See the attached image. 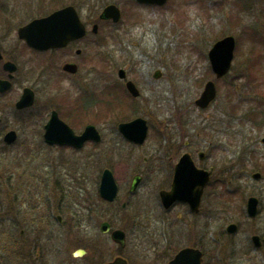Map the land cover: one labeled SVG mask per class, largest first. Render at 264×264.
<instances>
[{
    "label": "rangeland",
    "instance_id": "1",
    "mask_svg": "<svg viewBox=\"0 0 264 264\" xmlns=\"http://www.w3.org/2000/svg\"><path fill=\"white\" fill-rule=\"evenodd\" d=\"M87 1L91 2L93 18L109 3H116L124 10L121 31H115L116 42L108 39L109 46L95 47L105 34L92 37L95 52L92 75L89 84L86 83L90 90H96V79L103 76L104 65L116 73L124 67L141 80L142 97L133 103L136 114L132 106V116L124 121L143 116L150 125L149 135L143 145L135 146L118 131L120 120H110L115 114H108L107 120H89L95 113L89 109L94 101L77 103L76 100L72 115L79 119L89 117L85 124H96L103 140L79 150L48 146L42 133L47 110L51 108L47 103L56 97V90L53 85L45 88L42 85L35 106L29 111H18L14 103L21 91L23 80L20 79L15 89L0 99L3 118L0 132L6 128L18 133L16 142L9 146L0 133V264H103L118 254L127 258L129 264H168L175 250L192 244L202 247L210 260L219 258L222 263L232 264L239 259L235 264H264V249L250 247L251 236L263 229L264 211L255 219L244 216L241 194L244 192L246 198L261 194L264 199V181L256 182L248 171L240 169L229 186L237 192L227 195L219 187L221 195L216 201L219 207L214 220L207 215L212 204L210 188L203 197L204 217L199 228L185 223L187 228L176 229L175 237H169L165 216L158 207L157 192L163 181L152 180L158 168L163 169L170 158L171 162L178 159V153L187 146L186 141L193 150L199 148L209 155L199 162L218 176L215 159L210 156L214 143V108L201 110L194 102L205 82L214 79L207 70L206 54L218 38L234 35L239 46L226 79L233 81L238 89L234 97H244L242 92L248 95L250 81L258 83L264 94V63L252 67L264 53V42L259 37L261 50L252 46L248 38L252 28L264 33V0H251V6L255 7L252 15L240 11L235 6L236 0H169L160 11L131 5L126 0ZM128 12L138 24L125 25ZM102 51L106 53L105 63ZM156 69L163 72L159 79L152 77ZM217 83L221 97L229 92L226 82ZM117 94L119 99L124 96L120 91ZM112 109L109 107V111ZM127 115L129 111L125 110L123 116ZM106 167L112 169L121 188L113 206L96 197ZM137 172L144 175L142 183L133 195H127ZM66 183L71 187L69 197L61 194ZM57 186L59 194L55 200H50L48 206L40 205L43 197L40 192H57ZM124 201L128 202L127 209L121 208ZM179 210L184 211L182 206ZM58 214L63 216L62 223L55 220ZM103 220L126 231L124 248L109 234L100 232ZM231 222H236L239 230L228 235L225 229ZM80 249L84 250L82 255Z\"/></svg>",
    "mask_w": 264,
    "mask_h": 264
},
{
    "label": "flooded vegetation",
    "instance_id": "2",
    "mask_svg": "<svg viewBox=\"0 0 264 264\" xmlns=\"http://www.w3.org/2000/svg\"><path fill=\"white\" fill-rule=\"evenodd\" d=\"M118 7L121 10V18L115 21L113 18L101 16L104 7L99 15L93 18L91 13V2L87 0H6V2L5 0H0V99L5 98L11 93L19 80L22 79L21 91L18 93V98L14 104L16 108L17 101L24 93L32 94L34 98L32 105L21 109L16 108L18 111H29L37 103L40 90L43 87H47L49 84L53 85L57 95L53 100L47 103V105H51V108L48 110L47 108L45 109V112L46 110L48 111L46 113L47 121L42 133L43 140L48 146H56L61 149H76L73 146L49 144L45 140L46 125L54 111H56L58 117L66 122L78 135H81L88 125H95L101 132L103 140V133L96 124H85L89 117L79 119L72 115L73 111L71 108L74 109V105H76L74 101L79 100L77 103L88 99L94 101V106L92 109H89L93 110L95 113H91L93 115L89 120L92 118V120H94V118H96V120H107L108 118L106 117H108V114H115L116 117H112L110 120L117 119L124 121V111H130L133 103L136 101L139 102L142 97V90L140 88V84L142 83L141 80L134 78L124 67L118 68L116 73V71L109 70V67L104 65L101 68L102 73L100 72L103 76H99L96 79L97 84H95V86L98 87L94 91L90 90L86 83L92 75L91 62L93 53L95 52V50L93 52L92 49V37H100V35L105 34L95 43V47L96 45L109 46L108 39L111 41L114 40L115 42L118 40L115 31H121L122 14L124 10L121 9L122 6L120 7L118 5ZM254 8L255 7L251 6V0H246L244 11L252 15ZM153 9H158V11H160L163 7L154 6ZM129 15L125 25L131 26L134 22H136V24L139 23L137 19H132L131 13H129ZM51 16L52 20L46 22ZM36 21L38 22L37 26L33 28L32 23ZM108 29H110L109 35L106 36V31ZM33 33H36L39 38L37 42L32 40ZM250 43L253 46L251 41ZM258 47L261 48V46ZM102 52L103 62L105 63L104 56H106V53L105 51ZM245 73L249 72L245 71ZM229 74L217 80V82H226L225 85H227L229 92L221 97V88L219 83H217V95L210 105L214 108V124L212 129L214 143L210 156L215 159L214 164H216L218 176L220 175L221 177L215 176L217 174L214 173V170L212 171L199 162L208 158L209 155L199 148L193 150L189 146V141H186L187 146L180 152V148L178 149V159L175 162H171L170 158V161L165 163L164 168H158V174L154 175L152 178L153 181H157L161 178L163 181L162 187L158 189L157 192L158 207L160 208L161 214L165 216L164 226L167 229L169 237H175L176 229L187 228L185 223L191 228H199V225H201V218L204 217V210L202 209L203 197L210 188L212 196L210 200L212 204L210 211H207V215H211V219L214 220L219 207L216 201L219 200L221 195L219 187L222 186L223 192L225 191L227 195L237 192V189L231 190L229 186L240 169L248 171L254 181H264V94H261V91L258 89V83L250 81L249 84H247L249 94L247 95L246 92H242V96L244 97L236 99L234 96L235 93L237 94L238 89L234 86L235 83L233 81L226 80ZM162 75L163 72L161 69H156L152 73V77L155 79L161 78ZM6 82L10 83V87L3 90ZM129 82H133L139 89V96L135 97L132 95L128 88ZM42 85L43 87H41ZM117 91L122 92L124 95L122 99L118 98ZM71 92H73L72 95ZM61 100L65 103L61 102ZM109 106L113 108L110 111ZM134 106L131 109H133L135 113ZM196 107L199 108L198 106ZM199 109L204 110L202 108ZM129 114L130 115L126 117L132 116L131 111ZM0 117L3 120L1 115ZM138 117L143 116L139 115L134 118ZM4 130V132H0L2 133V139H4V135L9 131L6 128H4ZM93 143L92 141H87L83 147ZM144 143L132 144L140 146ZM184 155H189L195 167L207 170L210 173V179L203 189L198 210L193 209L189 202L181 199L173 201L169 206H165L162 201V192L171 193L173 191L175 168ZM137 176L140 177L139 183L134 190H131L133 181ZM143 176V173L140 172L133 175L127 195L131 196L136 192L139 185L142 183ZM117 184V197L113 202L109 203L100 193V177L99 185L96 189L97 200L104 202L106 205L113 206L120 197L121 188L118 182ZM70 188V184L66 183L63 186V193L61 194L69 197L71 195V193H69ZM40 194L43 196L40 205L48 206L51 204L49 201L55 200L57 194H59L58 186L57 192L55 190L54 192L46 193L45 190H42ZM241 194L243 195L242 201L245 202L242 213L246 217L249 216L248 202L250 198L254 197L257 199V214L253 217L249 216V219L251 220L261 216L264 211V199L261 197V194H251L247 198L244 192H241ZM181 206L184 209L183 212L179 210ZM127 207L128 202L124 201L121 208L127 209ZM55 220L58 223H62L63 216L58 214ZM53 222L54 220H52V223ZM201 230L203 233L204 230ZM254 235L260 237L261 246L257 247L255 245L253 241ZM250 240L251 248L264 249V226L262 231L253 234ZM185 247L201 250L204 264H225L220 262L219 258L208 259L207 253H205L204 249L198 244ZM185 247L180 248L178 251L175 250L168 264H171L175 255ZM243 253L246 254L247 251L245 250ZM239 261V259H235L232 264L236 262L239 263Z\"/></svg>",
    "mask_w": 264,
    "mask_h": 264
},
{
    "label": "water",
    "instance_id": "3",
    "mask_svg": "<svg viewBox=\"0 0 264 264\" xmlns=\"http://www.w3.org/2000/svg\"><path fill=\"white\" fill-rule=\"evenodd\" d=\"M140 2L152 3V4H164L167 0H138ZM102 17L113 18L118 21L121 13L119 8L115 4L108 5L102 15ZM52 16L46 20L51 21ZM37 21L32 23V27L37 26ZM32 40L37 42L39 40L36 33H33ZM236 47V39L233 35H228L218 40L211 50L209 51V57L211 60L212 68L217 77H222L227 74L231 68L232 60L234 58V51ZM122 73V72H121ZM7 83V84H6ZM3 90L10 87V83L6 82ZM128 88L134 96H139L140 91L133 82L128 83ZM217 89L213 80L206 83L205 88L196 100V104L199 107L206 108L216 97ZM34 98L32 94L24 93L21 99L17 102V108H23L32 105ZM1 120V119H0ZM120 131L133 142L143 143L147 137L148 125L147 121L138 117L130 122L121 123L119 125ZM17 139V132L15 130L9 131L4 140L8 144H12ZM45 140L50 144L60 145H72L76 148H82L87 140L100 141L101 134L94 125H88L81 135H78L74 130L58 117L56 111L53 112L51 119L46 125ZM139 176H137L132 184L134 190L139 183ZM210 173L204 169L195 167L189 155H184L175 168V177L173 183V191L171 193L162 192L161 197L163 204L169 206L173 201L181 199L191 204L195 210L199 209L201 202V196L206 183L209 181ZM101 195L109 201H113L118 193V185L115 180L114 174L111 169L106 168L103 171L101 186ZM248 212L251 216L257 214V199L252 197L248 202ZM237 224L231 223L227 227L229 233H235L237 231ZM101 231L108 233L111 231V224L104 221L101 225ZM112 239L120 244L121 247H125L127 243L126 232L122 229H114L111 232ZM253 241L257 247L261 246V239L258 235L253 236ZM81 254L84 250L80 251ZM203 253L199 249L192 247H186L182 249L171 264H202ZM104 264H128V261L123 256H117L112 261Z\"/></svg>",
    "mask_w": 264,
    "mask_h": 264
},
{
    "label": "trees",
    "instance_id": "4",
    "mask_svg": "<svg viewBox=\"0 0 264 264\" xmlns=\"http://www.w3.org/2000/svg\"><path fill=\"white\" fill-rule=\"evenodd\" d=\"M245 4V0H237L235 2V6L239 9L240 7L242 8V6ZM253 40L256 41V37L252 36ZM263 41V40H261Z\"/></svg>",
    "mask_w": 264,
    "mask_h": 264
}]
</instances>
